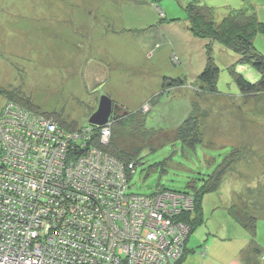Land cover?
<instances>
[{
	"label": "rangeland",
	"instance_id": "374dc122",
	"mask_svg": "<svg viewBox=\"0 0 264 264\" xmlns=\"http://www.w3.org/2000/svg\"><path fill=\"white\" fill-rule=\"evenodd\" d=\"M189 1L0 0V113L18 102V92L42 112H62L63 120L77 127L87 126L102 94L130 111L141 110L145 129L128 136L130 145L166 143L154 151L145 148L131 177L125 172L129 192L150 194L160 188L192 195L188 183L199 188L204 182L199 178L210 181L215 170L221 171L217 189L204 194L202 223L213 225L223 212V225L235 219L240 212L235 205L210 209L218 195L239 201L241 192L230 190L252 187L260 209L255 231L246 233L264 246V92L241 93L233 79L235 71L254 83L260 73L237 63L225 43L193 35L184 10ZM199 2L214 8L215 24L232 8L264 23V0ZM252 40L264 55V31ZM208 55L219 68L214 86L196 79ZM164 76L185 81L167 89L161 86ZM187 111L199 123L201 140L194 149L175 139ZM55 116L46 115L64 130L81 132L64 128ZM98 133V141L107 143L110 137L103 142ZM187 202L192 211L193 200Z\"/></svg>",
	"mask_w": 264,
	"mask_h": 264
},
{
	"label": "built area",
	"instance_id": "2783aa9c",
	"mask_svg": "<svg viewBox=\"0 0 264 264\" xmlns=\"http://www.w3.org/2000/svg\"><path fill=\"white\" fill-rule=\"evenodd\" d=\"M25 109L11 103L0 113V264H176L181 259L189 227L176 216L188 210L190 197L129 193L123 165L85 145L95 128L102 140L109 135L108 124L69 132Z\"/></svg>",
	"mask_w": 264,
	"mask_h": 264
},
{
	"label": "trees",
	"instance_id": "16d2710c",
	"mask_svg": "<svg viewBox=\"0 0 264 264\" xmlns=\"http://www.w3.org/2000/svg\"><path fill=\"white\" fill-rule=\"evenodd\" d=\"M186 12V20L189 25L190 30H192L193 35L198 38H205L210 40V42H219L222 45H227V47L237 54L236 62H244L250 64L255 70L260 73V79L257 82L247 81L242 74L234 71V82L237 86L238 90L244 94H257L259 92H264V55L256 51L253 45V35L257 31H264V23L258 22L254 14H248L242 8H232L228 9L227 13L222 17V19L215 24V16H214V8L208 5L201 4L199 0H191L184 7ZM208 50L211 52V47H208ZM211 55H208L207 61L204 67L200 69L198 75L196 76L197 81L205 86H214L215 79L217 74L219 73V68L215 64V62L210 60ZM233 72V71H232ZM185 79L183 80L180 77L170 78L163 77L161 86L173 87V86H181L183 85ZM17 93L16 99L18 104L24 107V111L33 112L42 114V115H56L55 117L58 119L61 126L67 129H80L81 127L75 126L74 123H67V121L63 120L62 112H42L31 100L26 97L24 94ZM156 101V99H155ZM173 107L180 108V105L175 103ZM185 105V104H184ZM114 113L109 118L108 128L110 130L111 136L108 139L107 143H101L97 139V135H99V130L95 128L93 130L92 142L89 143L94 146H97L101 152L112 156L119 161H121L127 178L131 177L132 171L131 168L135 169V166L140 162V154L145 149L148 148L150 151H154L158 147L162 146L166 143V141L159 143L158 145L149 144L147 146L142 147L141 145L133 146L130 145L129 137L134 136L137 133H141L142 128L145 129L146 118H142L141 110L138 111H130V109L116 104L113 101ZM188 117L184 118L182 124L177 125V129L175 131L176 140L181 141L185 145H188L191 149H194L200 142V137L198 134V118L192 116L191 113ZM191 114V115H190ZM87 125H90L87 122ZM107 126V125H106ZM94 127H96L94 125ZM100 128V127H99ZM200 132V131H199ZM136 133V134H135ZM1 146V144H0ZM164 165L166 161H163ZM132 165V167H128ZM130 168V169H129ZM214 176H209L213 179H200L204 182L196 188L193 184L188 183L193 189L192 195L185 192L172 191L167 189L156 188L150 194H137L143 196H151L159 191H167V192H175L179 194H185L193 200V209L192 211H182L180 212L176 218L179 221L187 224L189 227V232L193 231L199 224L202 222V201L205 193H209L215 189L219 184V174L221 171L215 170ZM131 193V192H129ZM237 220L241 223L246 229L255 231L256 220L257 218L253 215L240 212L237 216ZM188 238V237H187ZM249 254L248 257L258 256L259 263H264V253L262 248L259 247L255 242L249 246ZM258 262H256L258 264Z\"/></svg>",
	"mask_w": 264,
	"mask_h": 264
},
{
	"label": "crops",
	"instance_id": "0c3cea01",
	"mask_svg": "<svg viewBox=\"0 0 264 264\" xmlns=\"http://www.w3.org/2000/svg\"><path fill=\"white\" fill-rule=\"evenodd\" d=\"M245 189V191L242 189L238 190L236 187V189L230 190V192H241L239 196H236L239 201L218 195V201L214 203L210 210L213 211V208L215 209L217 206L226 209L235 205L242 213H247L253 216L256 215L258 209H260L258 208L260 204L257 201L258 195L252 187L249 188V186H246ZM207 195H205L203 201L204 199L206 200ZM255 204H257L258 207H256ZM203 212L204 209L202 206V219L204 217ZM223 213L227 214V212ZM223 213L220 219L213 225L206 221L205 225L201 222L199 226L189 233L185 242L183 256L176 264H257L256 262L259 261L258 256H252L251 254L250 258L248 257L249 246L255 242L262 248L263 253L264 246L259 245L251 234L246 233L247 229L237 220L238 212L235 216L236 220L232 219L231 221L228 220L226 222L225 217L226 225L221 223L224 216ZM258 264L260 263L258 262Z\"/></svg>",
	"mask_w": 264,
	"mask_h": 264
},
{
	"label": "water",
	"instance_id": "95a60500",
	"mask_svg": "<svg viewBox=\"0 0 264 264\" xmlns=\"http://www.w3.org/2000/svg\"><path fill=\"white\" fill-rule=\"evenodd\" d=\"M114 113L113 101L107 94L98 98L97 108L87 120L90 125L101 126L107 123Z\"/></svg>",
	"mask_w": 264,
	"mask_h": 264
},
{
	"label": "bare ground",
	"instance_id": "6f19581e",
	"mask_svg": "<svg viewBox=\"0 0 264 264\" xmlns=\"http://www.w3.org/2000/svg\"><path fill=\"white\" fill-rule=\"evenodd\" d=\"M106 124H108V122L106 123ZM106 124H104V125H101V126H96V127H100V128H103V127H105L106 126ZM92 126H94V125H92ZM109 137L110 136V133H109V135L107 134L106 135V137ZM107 142V141H106ZM259 165V164H258ZM127 182H128V180H127ZM191 211V210H190ZM231 214V213H230ZM232 215V214H231Z\"/></svg>",
	"mask_w": 264,
	"mask_h": 264
},
{
	"label": "flooded vegetation",
	"instance_id": "af4514ba",
	"mask_svg": "<svg viewBox=\"0 0 264 264\" xmlns=\"http://www.w3.org/2000/svg\"><path fill=\"white\" fill-rule=\"evenodd\" d=\"M96 108H97V106H96ZM95 110H96V109H95ZM95 110H94V111H95ZM94 111H93V112H94Z\"/></svg>",
	"mask_w": 264,
	"mask_h": 264
}]
</instances>
